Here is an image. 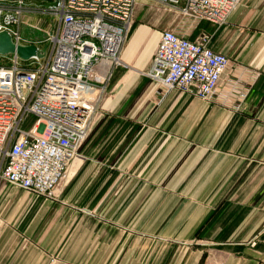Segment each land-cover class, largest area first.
Listing matches in <instances>:
<instances>
[{
	"label": "crops",
	"instance_id": "obj_1",
	"mask_svg": "<svg viewBox=\"0 0 264 264\" xmlns=\"http://www.w3.org/2000/svg\"><path fill=\"white\" fill-rule=\"evenodd\" d=\"M145 5L157 8L147 24ZM138 6L56 199L0 180V264H264V0H242L220 29L186 31ZM169 29L210 34L230 60L211 102L142 75Z\"/></svg>",
	"mask_w": 264,
	"mask_h": 264
},
{
	"label": "built area",
	"instance_id": "obj_2",
	"mask_svg": "<svg viewBox=\"0 0 264 264\" xmlns=\"http://www.w3.org/2000/svg\"><path fill=\"white\" fill-rule=\"evenodd\" d=\"M195 24L223 27L242 0H149ZM140 0H0V33L15 46H35L42 58L21 66L16 54L0 57V180L12 189L54 200L98 113ZM40 3L51 4L49 7ZM50 18L40 40L26 38L31 15ZM29 17V18H27ZM27 18V19H26ZM212 36L192 41L163 30L142 73L160 91L211 102L230 64L214 52ZM237 108V107H236ZM33 116L28 130L21 129Z\"/></svg>",
	"mask_w": 264,
	"mask_h": 264
},
{
	"label": "rangeland",
	"instance_id": "obj_3",
	"mask_svg": "<svg viewBox=\"0 0 264 264\" xmlns=\"http://www.w3.org/2000/svg\"><path fill=\"white\" fill-rule=\"evenodd\" d=\"M44 1V0H43ZM49 1V0H47ZM151 5V3H149ZM150 5H145L143 6L144 8V14L142 13L141 16L139 17V20L140 22L144 23V24H147V23H150V16L151 14L153 13H157L155 12L157 10V8L153 7V11L152 8L150 7ZM139 6H137V9L139 10ZM141 8V9H143ZM151 8V10L149 11V9ZM136 9V12L138 11ZM159 10L161 12H158L160 14H166V15H170L172 18H173V21L175 22V24H181L183 25L182 28L184 31L188 30V28L192 25H195V23L191 22L190 20H187L181 16H179L176 12H172V11H169V10H166V9H162V8H159ZM136 12H135V15H136ZM135 15H134V18H133V22H132V25L135 21ZM29 18V17H27ZM26 18V19H27ZM29 24L31 25H36V26H39L40 29L43 31L42 33H32L30 31V29H25V33H26V38L30 39V40H40L42 39V37L44 36V32L47 31V26H48V23H50V18L47 17V16H38V15H31L30 18H29ZM131 30V29H130ZM171 30V29H169ZM5 62L3 61H0V65H4ZM29 64V62H21L20 65L21 66H27ZM107 90V88H106ZM106 93H104L101 98L98 100V102L95 104V109L97 111L98 114L101 113L102 109H103V105H105V101L107 99V91H105ZM35 121V118L33 116H29L27 118H25V120L23 121V123L21 124V129L23 130H28V128L34 123Z\"/></svg>",
	"mask_w": 264,
	"mask_h": 264
},
{
	"label": "water",
	"instance_id": "obj_4",
	"mask_svg": "<svg viewBox=\"0 0 264 264\" xmlns=\"http://www.w3.org/2000/svg\"><path fill=\"white\" fill-rule=\"evenodd\" d=\"M39 5L44 7H49L51 4L40 3ZM46 50V46L42 49L41 53L37 51L35 46H15L12 42L10 36L6 32L0 33V57H6L9 55H14L21 61H28L31 57L37 56L39 58L43 57V54Z\"/></svg>",
	"mask_w": 264,
	"mask_h": 264
},
{
	"label": "trees",
	"instance_id": "obj_5",
	"mask_svg": "<svg viewBox=\"0 0 264 264\" xmlns=\"http://www.w3.org/2000/svg\"><path fill=\"white\" fill-rule=\"evenodd\" d=\"M44 1H47V0H44ZM204 259H205V255H204V256H202V259H201V264H203V262H204Z\"/></svg>",
	"mask_w": 264,
	"mask_h": 264
}]
</instances>
